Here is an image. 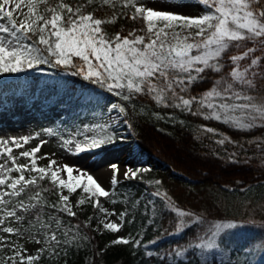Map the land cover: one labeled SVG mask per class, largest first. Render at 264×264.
I'll return each instance as SVG.
<instances>
[{"label":"snow or ice","instance_id":"snow-or-ice-1","mask_svg":"<svg viewBox=\"0 0 264 264\" xmlns=\"http://www.w3.org/2000/svg\"><path fill=\"white\" fill-rule=\"evenodd\" d=\"M103 2L109 4L112 0ZM197 2L206 6V10L203 14L195 16L155 10L143 4L135 6L132 18L135 19L136 14L142 16L146 22V35H138L132 31L124 36L116 33L114 37H110L101 27L105 21L97 18L91 11L85 14L82 11L84 5L73 7L60 0L54 7H45L44 13H41L40 5H48V0H0V17L6 18L11 25V27L0 25V33L10 34L11 37L5 39L0 36V73H20L25 69H34L45 64H51L52 67L64 66L65 71H71L74 76H83L85 80L106 88L123 102H131L138 94L147 95L158 107L174 108L202 117L204 120L222 122L234 126L236 130L264 127V98L257 101L253 96L246 94V89L253 86V78L264 77L262 66L264 56L254 55L258 48L264 52V39H259L257 45V38H264V0H197ZM87 3L90 5L93 0H87ZM135 4L136 0H124L125 7ZM22 5L27 7L26 13L23 12ZM14 13H19L22 18L18 21ZM114 19L115 14L113 21ZM177 28L180 31H177ZM185 31L187 35H182ZM29 33L38 36V41L24 43L23 41L32 39ZM169 34L176 41L174 44L166 42ZM242 41H252L254 46L247 47L242 54L231 55L229 60L232 66L226 67L222 62L226 51L230 47L242 48L243 45L240 43ZM41 45L43 47H40ZM245 58H248L249 62L242 65L241 61ZM208 71L217 74L218 78H215L212 86L199 96L191 95L192 86L204 81L206 76L203 74ZM110 107L119 113H126L122 103H112ZM153 115L158 119L177 122L172 113ZM179 123L184 124V121L180 120ZM200 127L206 133L219 135L214 127L205 125ZM77 136L82 139H77ZM115 138L116 134L109 123H91L77 130L75 136L64 143L74 144L75 153L78 154L99 150L113 143ZM30 139L32 138L25 136L20 139L12 138L10 142L16 148H23ZM215 142L221 146L226 142L235 143L227 136ZM45 143L46 141L41 140L30 150L21 151L19 156L30 158V164H17L18 158L12 155V147H4L9 141H0V156L7 155L13 165L8 167L7 162L0 164V213H3L0 215V226H3L10 217L22 221L24 216L17 215L18 210L27 213L41 205L40 192H36L28 197L29 203L20 200L14 207H8L12 203V198L19 197L30 185H36L38 179L43 180L49 173L52 184L67 189L69 193L82 188L90 197L110 195L92 175L83 172L74 175V169L67 164L63 165L67 179L59 175L60 168L53 170L57 163L55 160L49 159L46 167L39 166L38 159H48L47 153L43 157L37 156ZM112 167L118 173L116 166ZM14 170L19 173L18 176L7 175ZM25 171L38 173L39 176L31 175L30 179L26 178ZM124 176L136 177L137 171L126 170ZM112 183H117L115 175ZM155 184L160 185L161 181L156 180ZM152 195L159 197L163 202L162 208L158 210L154 201H148L153 217L157 211L166 210L174 213L178 217L177 233H183L187 227L208 223L204 236L196 237L201 241L193 245L196 249H214L218 242H222L225 230L242 227L235 223L207 222L199 214L182 210L167 191H161L159 188ZM59 201L63 203L64 212L69 216L76 215L67 203L69 196L61 194ZM78 203L84 204L85 199L81 198ZM94 206L106 216L116 215L115 212L109 213L100 206L99 199L95 201ZM42 211L41 207L36 214V221L40 228L46 229L50 225L42 221L40 216ZM119 215L123 219L126 213ZM185 217L192 218V223L186 226ZM91 219L89 218L88 224ZM56 225L60 227L59 220H56ZM99 225L114 233H119L122 227L118 222L105 219H101ZM0 230L7 234H20V229L12 226L0 227ZM45 235L46 239L59 243L55 232L50 237ZM40 242L36 240V243ZM131 242L130 238L120 235L112 241L113 244L125 245ZM5 243L6 238L0 236V247ZM140 243V240H136L135 246L139 247ZM257 243L264 247V237L254 242L251 247H255ZM186 251L177 250L174 255L179 257ZM12 252V256L9 257L11 264H33L39 258L25 255L27 249L23 245H13ZM148 255L152 253L149 252Z\"/></svg>","mask_w":264,"mask_h":264},{"label":"trees","instance_id":"trees-1","mask_svg":"<svg viewBox=\"0 0 264 264\" xmlns=\"http://www.w3.org/2000/svg\"><path fill=\"white\" fill-rule=\"evenodd\" d=\"M64 2L73 7L84 5L82 11L85 14L91 11L97 18L104 20L102 30L110 37L116 33L124 36L132 31L146 35V25L138 15L132 18L135 5L125 7L124 0H112L109 4H104L103 0H93L90 5L87 0ZM58 3L60 0H48V5H40L39 10L44 13L45 7H54ZM14 17L17 18L15 13ZM29 36L32 39L23 42L38 41V36L31 33ZM259 39L264 38H257V45ZM240 43L242 48L230 47L223 56L222 62L226 67L232 66L229 60L231 55L242 54L247 47L254 46L252 41ZM254 55L264 56V52L258 48ZM247 62L249 60L245 58L241 64ZM8 74H18L26 81H39L56 89L63 84L62 80H67L72 95L66 115L71 125L77 124L82 116L85 119L92 118L94 114L102 117L105 103H122L126 108V113H121L122 121L138 147V161L148 160V167L138 169L136 177L119 181L109 190L108 197L115 194L113 198L122 201V213H126L122 219L127 230L124 237L132 241L127 245L113 244L112 241L103 245L104 238L113 232L107 229L97 231L94 226L99 208L94 206L96 200L93 197H86L82 205L75 203L79 188L69 193L67 189L53 185L49 176H45L43 180L38 179L36 185H30L19 197L12 198L13 203L28 200L36 192L41 195V205L27 213L23 212L24 219L19 221V236L23 240L34 244L36 240L41 241L35 251L25 254L39 257L33 264H264V247L259 243L251 247L264 237V221L250 216L254 215L251 213L254 207L264 201V142L256 139H264V127L236 130L234 126L222 122L204 120L174 108L158 107L147 95L138 94L131 102H123L106 88L65 71L64 66L45 64L20 73H2L4 76ZM203 75L206 79L192 86L191 95L199 96L218 78L217 74L210 71ZM246 94L257 101L264 98V77L253 78V86L246 89ZM193 107L195 109V105ZM154 113H172L177 122L158 119ZM180 120L184 124H180ZM201 125L216 128L219 135L202 131ZM112 130L118 136L117 128L112 127ZM224 136L230 137L235 143L218 145L215 141ZM13 172L16 171L9 173V176ZM27 173L39 176L35 172ZM156 180L161 181V184L156 185ZM157 188L167 191L182 210L199 214L207 222L231 219L242 227L225 230L222 242L217 243L218 249L205 256V248L196 249L193 245L201 242L196 237L204 236L208 223L187 227L183 233H177L178 217L174 213L157 211L153 217L148 201H154L158 210L163 205L159 197L152 195ZM64 191L73 201L71 209L76 213L75 216L58 209L60 193ZM108 197L97 198L100 205ZM52 204L57 206L51 207ZM41 207V219L50 225L46 229L40 228L36 221V214ZM89 218H92L90 224ZM56 220L60 221V227H57ZM190 223L191 218L185 217V225ZM53 232L59 243L46 239L45 234L50 237ZM136 240L141 241L139 247L135 246ZM177 250L187 251L176 257L174 253ZM149 252L152 255H148ZM0 264H11V260L9 257L0 258Z\"/></svg>","mask_w":264,"mask_h":264},{"label":"rangeland","instance_id":"rangeland-1","mask_svg":"<svg viewBox=\"0 0 264 264\" xmlns=\"http://www.w3.org/2000/svg\"><path fill=\"white\" fill-rule=\"evenodd\" d=\"M143 4L145 7H153L155 10L163 11H175L183 15H199L203 14L206 10V6L198 3L197 0H136L135 6ZM23 12H27V7L22 5ZM17 19H21L19 13H15ZM142 22L146 25L142 16L137 14ZM0 25L11 27L6 18L0 17ZM162 26V25H161ZM180 31L179 28L176 29ZM193 32L195 29L192 30ZM182 35H187V32H183ZM5 39H10V34L0 33ZM167 43L174 44L176 41L172 39L171 34L167 37ZM25 43V42H24ZM0 73V77H3ZM62 85L56 89L48 84L39 81H29L24 80L18 74H8L4 78L0 79V141H9V144L4 145V147H12V155L16 156L18 159L16 162L18 164H30V158L20 157L19 153L21 151L30 150L40 143L41 140L46 141L42 146L38 157H43L45 153L48 154V159H38L37 164L39 166H47L49 159L55 160V168H60L61 171L59 175L63 179H67V173L63 171V165L67 164L74 169V175H78L81 172L88 175H92L93 178L109 191L111 187L115 186L119 181H125L131 178L125 177L124 172L126 170L138 171L144 170L148 167V160L140 159L138 161V147L134 143L132 136L127 132L122 121V114L118 110H112L111 104L113 102H108L104 104V115L100 117L94 114L92 118L85 119L83 116L77 120V124L71 125L67 121V111L69 107V100L72 95L71 88L68 85L67 80H62ZM243 103L245 101H238ZM239 114V113H237ZM109 123L113 128H117V134L113 143L104 146L99 150L94 151H84L78 154L75 153V145H65L64 141L72 139L77 130L82 129L84 125L91 123ZM51 129L52 131H47ZM38 134V135H37ZM29 136L32 139L29 140L23 148H16L14 144H11L12 138L20 139L22 137ZM77 139H82V137H76ZM260 142H264L262 138H256ZM7 162L8 167H13L10 158L7 155L0 156V164ZM113 165L118 169V173L113 169ZM111 169V173L105 176L99 174L101 168ZM138 167V168H137ZM9 175V173L7 174ZM18 172H13L11 177L18 176ZM26 178L30 179V175L25 171ZM115 175L117 183H112V178ZM50 179V173H49ZM86 181V176L84 177ZM51 180V179H50ZM94 187V185H93ZM80 192L75 196V203L79 202L81 198H90V194L84 193L82 188H79ZM69 196V201L67 202L69 207L72 208L73 201L67 191L60 193V195ZM108 197L107 200L101 203L100 206L107 209L109 213L115 212L116 215H108L105 213L98 212L96 219L94 220V226L97 231L104 230L102 226L99 225L101 219L106 221H115L122 225L119 233H112L108 237H105L103 245L109 244L113 241L117 235L125 236V227L122 224V219L120 213H122L123 204L121 200L114 199V195ZM7 199V197H5ZM93 199L97 200L96 197ZM25 203H29V200H23ZM115 201V203L113 202ZM19 202V201H18ZM18 202H13L8 207L12 208ZM58 209H63V203L58 200ZM63 211V210H62ZM185 211V210H184ZM258 221H264V201L259 202L257 207L251 212ZM3 215V213H0ZM17 215H23L22 210L17 211ZM185 220V218H184ZM192 220V218H191ZM221 223H235V220L231 219H216L214 222ZM4 226H12L14 228H19V221H16L14 217H10L5 221ZM0 236L6 238L7 243L0 247V258L11 257L12 246L23 245L27 252L24 254H29L39 246L38 243H32L28 240H23L21 236L16 234H7L0 230ZM214 249H218L217 245ZM214 249L205 248V256L211 254Z\"/></svg>","mask_w":264,"mask_h":264},{"label":"bare ground","instance_id":"bare-ground-1","mask_svg":"<svg viewBox=\"0 0 264 264\" xmlns=\"http://www.w3.org/2000/svg\"><path fill=\"white\" fill-rule=\"evenodd\" d=\"M110 173H111V169H108V168H105V167H103V168H101L99 170V174L100 175H103V176H105L106 174H109L110 175Z\"/></svg>","mask_w":264,"mask_h":264}]
</instances>
